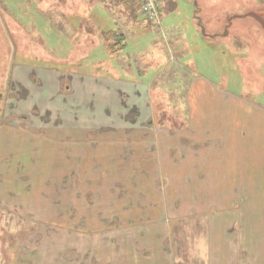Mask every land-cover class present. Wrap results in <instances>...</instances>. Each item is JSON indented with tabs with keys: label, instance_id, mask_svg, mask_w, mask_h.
I'll return each mask as SVG.
<instances>
[{
	"label": "rangeland",
	"instance_id": "1",
	"mask_svg": "<svg viewBox=\"0 0 264 264\" xmlns=\"http://www.w3.org/2000/svg\"><path fill=\"white\" fill-rule=\"evenodd\" d=\"M168 1L0 0V264H264V0Z\"/></svg>",
	"mask_w": 264,
	"mask_h": 264
},
{
	"label": "trees",
	"instance_id": "2",
	"mask_svg": "<svg viewBox=\"0 0 264 264\" xmlns=\"http://www.w3.org/2000/svg\"><path fill=\"white\" fill-rule=\"evenodd\" d=\"M110 5L114 8H123L130 18L136 20L141 11V0H108ZM171 9L175 8L174 0L167 2ZM262 21V20H261ZM104 41L106 45V52L109 56H114L126 43V38L123 35L116 34L115 32H107L104 34Z\"/></svg>",
	"mask_w": 264,
	"mask_h": 264
},
{
	"label": "built area",
	"instance_id": "3",
	"mask_svg": "<svg viewBox=\"0 0 264 264\" xmlns=\"http://www.w3.org/2000/svg\"><path fill=\"white\" fill-rule=\"evenodd\" d=\"M154 7L155 5L153 0H146L144 3L142 2V6H141L143 16L146 15L153 22L154 20L157 21L156 19L157 12Z\"/></svg>",
	"mask_w": 264,
	"mask_h": 264
},
{
	"label": "flooded vegetation",
	"instance_id": "4",
	"mask_svg": "<svg viewBox=\"0 0 264 264\" xmlns=\"http://www.w3.org/2000/svg\"><path fill=\"white\" fill-rule=\"evenodd\" d=\"M248 15H249V14H248ZM254 15H255V14H254ZM255 16H259V18L262 17V16H260V15H255ZM263 16H264V15H263ZM261 22H262V21H261Z\"/></svg>",
	"mask_w": 264,
	"mask_h": 264
},
{
	"label": "crops",
	"instance_id": "5",
	"mask_svg": "<svg viewBox=\"0 0 264 264\" xmlns=\"http://www.w3.org/2000/svg\"><path fill=\"white\" fill-rule=\"evenodd\" d=\"M161 132V131H160ZM162 133V132H161Z\"/></svg>",
	"mask_w": 264,
	"mask_h": 264
}]
</instances>
